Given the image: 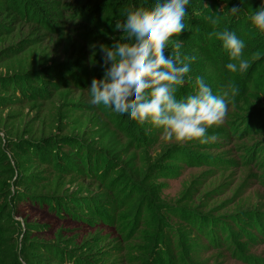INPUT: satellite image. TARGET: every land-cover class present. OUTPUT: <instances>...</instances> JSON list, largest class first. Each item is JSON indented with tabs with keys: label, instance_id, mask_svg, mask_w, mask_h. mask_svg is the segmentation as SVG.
Instances as JSON below:
<instances>
[{
	"label": "rangeland",
	"instance_id": "1",
	"mask_svg": "<svg viewBox=\"0 0 264 264\" xmlns=\"http://www.w3.org/2000/svg\"><path fill=\"white\" fill-rule=\"evenodd\" d=\"M61 1L81 4L85 0ZM10 28L9 35L0 37V52L12 45L24 46L15 55L0 57L1 80L28 69L75 63L69 68L74 72L83 68L87 83L73 87L47 77L54 83L53 90L31 98L0 85V152L6 160L15 161L20 149L7 147L9 141L19 139H48V148L55 143L60 158L55 167L51 150L45 161L29 153L27 165L33 178L19 188L12 184L18 176L11 163L10 193L45 195L44 186L59 177L58 195L63 196L59 202L71 208L66 212L61 207L59 212L30 197L18 206L11 202L9 217L18 243L21 234H29V242L86 256L91 254L83 245L87 241L93 259H101L97 264H264V172L255 165L257 153L247 152L259 139L229 136L236 119L243 117L240 107L229 106L203 141H165L158 133L144 147L130 141L102 108L88 103L86 88L103 75L90 45L98 48L103 40L83 37L75 18L62 22L60 34L18 20ZM241 128L235 125V131ZM64 138L71 142L61 141ZM85 152L91 155V171L82 158ZM193 153L204 157L193 163L181 159ZM117 192L125 202L120 203ZM73 199L99 200L102 205L90 211L72 204ZM79 210H87L86 217L95 222L72 215ZM213 223H219V228L212 229ZM212 231L213 242L207 236ZM42 256L41 264H66L50 254Z\"/></svg>",
	"mask_w": 264,
	"mask_h": 264
},
{
	"label": "trees",
	"instance_id": "2",
	"mask_svg": "<svg viewBox=\"0 0 264 264\" xmlns=\"http://www.w3.org/2000/svg\"><path fill=\"white\" fill-rule=\"evenodd\" d=\"M152 2L153 0H85L81 4H67L61 0H0V37L9 35L11 33L10 25L17 20L36 24L51 33L60 34L63 31L62 22L75 18L80 23L83 37H89L92 40L101 39L103 40L101 44L111 45L114 39H118L120 35L118 31L114 30V25L116 22L123 21L125 11L137 8L150 9ZM260 3L261 0H190V3L186 6L187 13L184 18L186 29L182 30L179 36L172 39L179 41L182 45L178 50L181 59L195 58L187 61L190 63L188 76L191 77V80H186L182 86L177 87V97L191 94L195 77L201 76L210 85L213 94L224 96L228 101V107H240L243 117L236 119L229 136L234 133L235 137L242 135L248 137L251 141H253L252 136L259 139L248 148L247 152L257 153L255 165L260 166L261 171L264 172V34L251 27L250 24L251 16ZM233 7L239 9L234 15L229 12ZM70 13L72 14L70 15ZM211 17L216 18L215 25L210 22ZM225 29L234 31L244 41L243 58L248 61L246 70L229 72L224 67L229 62L228 55L221 47V41L210 34ZM112 34L114 36L108 39ZM21 45L22 43L6 48L5 51L0 52V57L4 54L15 55L19 53ZM176 51L172 45H169L166 54L174 55ZM93 59L100 64L99 69L103 74V60L99 51H95ZM74 66L75 63H65L54 64L51 67L42 69H28L14 73L10 77H4L2 80L0 79V85H5L6 88L12 89L11 92L25 98L41 97L48 94L50 89L53 90L54 83L47 77L61 80L62 84L67 83L73 87H82L87 84L84 80V76H86L84 69L79 68L77 72H74L73 69L69 68ZM63 72H66V74H63ZM260 95L263 97L260 98ZM112 121L130 141L144 147L151 143L152 137L161 133L159 129L153 127L147 121L141 124L136 121H129L119 114H116ZM239 124L242 125V128L235 131V125ZM48 141V139H42L38 142L23 139L9 141L8 144H11V146L7 148L20 149V152L15 155L14 162L12 160L11 162L7 161L5 155L0 152V175H2L0 178V264H41V258L44 257L42 254H50L56 260L66 264H97L101 259H93L95 256L92 253L93 248L85 244L87 241L83 245L87 247L88 253L91 254L77 256L71 251H66L57 246L36 241L29 242V234L25 236L21 234L23 237L20 243L13 236L16 233V226L14 222L10 221L9 217L11 202L18 206L25 202L27 197H30L33 202L54 207L56 211L61 212V207H63L66 212H71L70 207L59 202L63 198V196L58 195L60 189L58 185L59 177L51 184L44 186L43 191L47 193L45 195L39 194L38 191L30 196L19 192L11 194L8 188L9 184L7 182L13 178L11 163L15 165L16 178L18 176L12 184L17 188L29 185V181L33 178V176H30V167L27 165L29 153L37 159L45 161L48 157L46 154H49V150H51L54 166L59 165L60 158L59 153H57V145L50 143V147H52L50 149L48 148ZM61 141L71 142V140L65 138ZM54 147H56V151L53 152ZM82 155L88 170L91 171V155L88 152ZM197 157L202 158L204 155L193 153L189 158L182 155L181 159L193 163ZM251 158L252 156L249 157V160ZM175 159H178V157L171 161L174 162ZM169 167L174 168L175 166L171 165ZM96 171L99 172L97 169L92 170V173L96 175ZM106 172V166H103L101 173L104 175ZM117 197L120 203L126 200L125 197L121 198L119 192H117ZM72 204L90 211L102 205L99 200L94 199L86 202L73 199ZM80 213H84V215ZM85 213H87V210H79V213H72V215L86 222H95V219L86 217ZM36 228H45V226ZM218 228L219 223L212 224V229ZM213 232L207 234L211 242L216 239ZM226 235L229 237V232ZM194 253L197 254V252Z\"/></svg>",
	"mask_w": 264,
	"mask_h": 264
},
{
	"label": "clouds",
	"instance_id": "3",
	"mask_svg": "<svg viewBox=\"0 0 264 264\" xmlns=\"http://www.w3.org/2000/svg\"><path fill=\"white\" fill-rule=\"evenodd\" d=\"M190 0H153L150 9L126 10L123 21L114 30L120 33L111 45H90L103 60V75L93 78L88 90V103L103 109L107 119L116 114L129 121L149 122L161 132L165 141L186 142L207 139V132L219 124L228 111V101L215 95L203 77L196 76L193 92L180 98L177 87L188 76L190 63L181 59L179 36L186 29L184 18ZM236 7L229 10L233 15ZM210 22L215 25L216 18ZM251 27L264 34V0L251 16ZM221 41L228 55L224 67L229 72L246 70L244 41L234 31L211 33ZM172 45L177 51L166 54Z\"/></svg>",
	"mask_w": 264,
	"mask_h": 264
}]
</instances>
